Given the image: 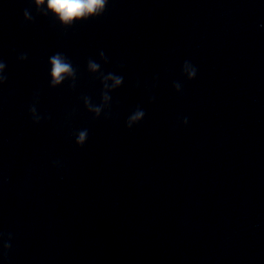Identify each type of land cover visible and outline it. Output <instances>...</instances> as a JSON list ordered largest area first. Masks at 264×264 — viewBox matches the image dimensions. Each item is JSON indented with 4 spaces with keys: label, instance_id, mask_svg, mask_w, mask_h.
<instances>
[{
    "label": "water",
    "instance_id": "water-1",
    "mask_svg": "<svg viewBox=\"0 0 264 264\" xmlns=\"http://www.w3.org/2000/svg\"><path fill=\"white\" fill-rule=\"evenodd\" d=\"M0 61V264H264V0H109L68 29L0 0Z\"/></svg>",
    "mask_w": 264,
    "mask_h": 264
},
{
    "label": "clouds",
    "instance_id": "clouds-1",
    "mask_svg": "<svg viewBox=\"0 0 264 264\" xmlns=\"http://www.w3.org/2000/svg\"><path fill=\"white\" fill-rule=\"evenodd\" d=\"M37 14L42 16L53 17L61 27L68 29L76 23L86 22L89 19H96L102 16L107 8L109 0H32ZM25 22H32L34 20L28 9L23 13ZM101 61L107 63V57L104 52L99 53ZM18 59L25 61L28 59L27 54H21ZM50 65V88L60 87L66 80L71 81L70 87L75 88L76 70L72 63L62 53H55L49 58ZM6 69V64L0 61V85L7 81V77L3 75ZM87 69L89 73L95 75L100 72V64L95 60L89 59L87 62ZM182 75L191 82L197 76V69L189 62L185 61L182 66ZM102 83L101 103L99 105L93 104L89 97H84V106L95 119H99L104 109L108 108L111 101L110 93L119 89L123 84V77L115 75L112 72L100 76ZM177 93H181L182 85L179 82L173 85ZM34 123L40 122V117L37 115L35 104L29 109ZM145 113L142 109L137 108L126 121V127L131 130L135 125L142 122ZM107 118V117H106ZM184 125H187V118L183 120ZM88 139V130H79L75 135V144L82 148ZM4 252L10 249V244L3 245Z\"/></svg>",
    "mask_w": 264,
    "mask_h": 264
}]
</instances>
